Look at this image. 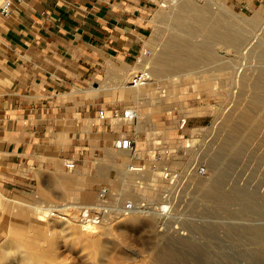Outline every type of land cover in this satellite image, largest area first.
Segmentation results:
<instances>
[{"label":"rangeland","instance_id":"obj_1","mask_svg":"<svg viewBox=\"0 0 264 264\" xmlns=\"http://www.w3.org/2000/svg\"><path fill=\"white\" fill-rule=\"evenodd\" d=\"M220 1L237 15L257 17L243 23L235 45L211 56V45L195 25L191 34L172 36L173 54L154 72L153 97L134 99L119 87L110 94L111 108L132 105L139 113L125 119L134 147L144 143L140 157L134 148L127 158L141 166L126 183L132 194L120 195L124 179L118 163L125 157L117 153L112 165L97 157L81 171L65 168L39 175L26 189L1 191L0 264L21 261L25 241L33 247V260L25 264H50L45 257L56 252L59 264H154L155 253L164 257L160 264H264V0ZM161 2L160 10L168 1ZM160 13L149 40L170 35L169 28H161ZM192 44L198 47L194 52L188 49ZM145 47L129 65L156 48ZM77 173L75 180L63 178ZM102 187H107L102 205L108 211L131 200L147 210L167 204L168 213L159 224L149 213L134 221L113 217L110 233L89 234L70 217L80 215V204L96 201ZM38 203H78V208L67 207L68 219L43 222L34 213ZM35 254L44 258L38 263Z\"/></svg>","mask_w":264,"mask_h":264},{"label":"crops","instance_id":"obj_2","mask_svg":"<svg viewBox=\"0 0 264 264\" xmlns=\"http://www.w3.org/2000/svg\"><path fill=\"white\" fill-rule=\"evenodd\" d=\"M161 3L22 0L9 15L0 11V192L26 189L39 175L63 171L64 158L80 171L97 157L116 163L113 140H134V133L127 120L107 113L115 105L110 94L119 87L131 96L129 63L149 45ZM143 145L137 142V157ZM129 154L118 163L122 178L120 165L127 168ZM39 197L50 199L47 193Z\"/></svg>","mask_w":264,"mask_h":264},{"label":"bare ground","instance_id":"obj_3","mask_svg":"<svg viewBox=\"0 0 264 264\" xmlns=\"http://www.w3.org/2000/svg\"><path fill=\"white\" fill-rule=\"evenodd\" d=\"M166 1H168V3H164L165 8H162L160 13L161 21L164 24L161 28H163V30L169 28L171 31L170 35L168 36L167 34V36H164V34H161V40H150L149 45L156 47L155 50L144 51L143 56L139 57V62L134 66H130L127 71V89L131 93V96L134 98H139L142 95H148V97H153L152 83L153 80H155L154 72H156L159 68L161 70L163 67H166L165 65L168 62H165L166 59L169 58V55L173 54V50L171 48L174 47V43H170L172 36L175 37L177 35L184 36L187 34H191L193 33L192 27H195L196 25L200 29V32H202L203 34L202 41H207L209 42V45H211L208 53L212 56L214 55V52H218L219 50L225 51L229 49L230 45H235L240 40V38L244 34L243 23L252 20H257V17L255 16L248 17L242 14L237 15L233 13L220 0ZM168 24L171 26L168 27ZM196 48H198L197 45L192 44L188 49L189 51L194 52ZM147 52H149V55H146ZM263 52L264 50H261L260 53ZM148 60L151 62V67L147 70L144 65L145 63H148ZM177 60L180 62L188 61L186 57H179ZM141 70L143 71V73H146L145 77H142L145 79L141 82H139L137 79V83H133L132 78H136V75L139 72H142ZM261 84L262 86H264L263 81ZM126 108L130 109L132 112H135L136 116L139 115V113H137L138 111H136L137 109L135 106L129 105L126 106ZM116 151L120 154L130 153V150L128 148H118ZM120 167L124 176V182L120 186V195L125 196L126 194L131 193L126 183L135 179L136 175L140 173L139 170L141 169V166L138 164L130 163L128 164L127 168H125V165L123 163L120 165ZM166 175H168V173L164 174V176ZM22 201L23 200H21L20 198L17 199V202ZM77 204H65L67 206H62L60 204L38 203L34 205V213L37 216V220H41L43 222L47 221L48 217L53 216H63L68 219V217L66 216V214H68L66 211L67 207L74 206L76 208L81 207L82 209V206H78ZM90 204H93L91 205L92 207L89 206ZM90 204H86L88 209H93V207H95L96 209H102L103 213L102 216L99 218L98 223H93L88 219H82L81 216L77 214V212H74V214L72 215L73 217H70L73 218V220L75 221H79L84 227L85 231H87L89 234H102L107 232L110 233L109 229L111 227V220L113 219V217H120V219L129 218L131 221H134L137 219L138 215L142 213H149L155 217L157 223L159 224L163 220L164 216L168 213L167 204H161L158 206V208L147 210L145 207H142L141 204L137 203V201L133 203V207L131 208H127L123 205H115L113 209H110L108 211L104 209L105 207H103L104 205H102L104 203L102 202V199H100V196L96 199V201ZM31 205L33 207V204ZM78 209L80 211V208ZM97 226L100 227L101 230H98V228H96ZM25 243V245L22 243L25 249L22 260L15 262L14 264H25L29 259L33 260V247L30 245V243L26 241ZM8 251L10 253L14 252L12 249H8ZM58 254L59 253L56 252L51 253L49 256L46 255L47 258L45 257V260H47L50 264H59L60 259L58 257L60 254ZM34 257L38 263L44 258L42 255L36 254ZM151 258V261L154 264H160L164 261V257L160 253L153 254Z\"/></svg>","mask_w":264,"mask_h":264},{"label":"built area","instance_id":"obj_4","mask_svg":"<svg viewBox=\"0 0 264 264\" xmlns=\"http://www.w3.org/2000/svg\"><path fill=\"white\" fill-rule=\"evenodd\" d=\"M22 0H0V11L5 14L9 15L11 12V9L14 5L15 2H20ZM146 73L139 72L135 77L132 78L133 83H137V79L139 82L143 81L145 78ZM98 113L100 117L105 116V109L103 107L98 108ZM112 115L123 118V119H133L136 117V113L132 112L128 108H119V107H114L112 110ZM115 147L117 148H128L129 150H134V141L126 136H120L114 141ZM63 164L67 168H73L75 166V161L72 158H64L63 159ZM107 193V187H102L98 193L101 199L105 197ZM82 209L79 211V214L82 219L90 220L93 223H98L99 218L102 216V209L98 208L96 209L95 207L88 209L86 204H80ZM86 206V207H85ZM91 206V205H89ZM124 206L127 208L133 207V202L131 200H128L125 202ZM92 207V206H91Z\"/></svg>","mask_w":264,"mask_h":264}]
</instances>
